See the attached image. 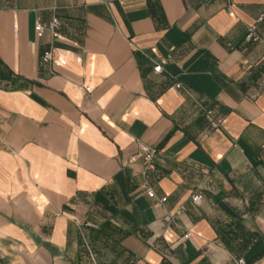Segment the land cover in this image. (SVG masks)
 <instances>
[{"label":"crops","instance_id":"crops-1","mask_svg":"<svg viewBox=\"0 0 264 264\" xmlns=\"http://www.w3.org/2000/svg\"><path fill=\"white\" fill-rule=\"evenodd\" d=\"M0 86V264H264V0H0Z\"/></svg>","mask_w":264,"mask_h":264},{"label":"built area","instance_id":"built-area-1","mask_svg":"<svg viewBox=\"0 0 264 264\" xmlns=\"http://www.w3.org/2000/svg\"><path fill=\"white\" fill-rule=\"evenodd\" d=\"M263 19V15H261L258 18V21H261ZM36 26H37V31H36V35L38 38H41L45 32L46 29H49L51 31H54L58 26H59V21L57 18H53L49 24H44L41 22H36ZM246 39L248 41H260L263 42L262 40H260V38L257 36L256 34V26L252 25L249 28L248 34L246 36ZM41 62L42 63H50L53 59L52 56V51L51 50H46L42 53L41 55ZM172 59V55L168 54L164 57H160L154 64L153 66V72L154 73H161L163 71V67L168 64V62ZM1 87V86H0ZM181 86L180 84H176V88L179 89ZM198 108L204 113V116L207 120V122L209 123V125L212 128H218L220 125V120L216 119L212 112L210 110H204V108L200 105L197 104ZM157 154V150L156 149H150L149 151H147L145 154L142 155V159H143V165H144V169L148 172L154 171L155 167L153 164V159L154 156ZM148 197L152 198L153 197V193L152 192H148L147 193ZM200 199V196H193L192 197V201L193 202H197V200ZM166 200V198H162L160 200V202H164ZM166 220H169V217L166 218ZM189 236V234H186L184 237L187 238ZM237 264H246L243 258H238L236 260Z\"/></svg>","mask_w":264,"mask_h":264}]
</instances>
